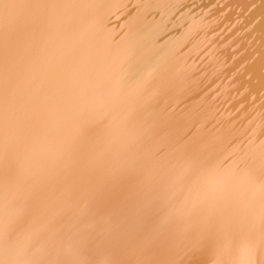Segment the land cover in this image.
Masks as SVG:
<instances>
[{
    "label": "snow or ice",
    "instance_id": "obj_1",
    "mask_svg": "<svg viewBox=\"0 0 264 264\" xmlns=\"http://www.w3.org/2000/svg\"><path fill=\"white\" fill-rule=\"evenodd\" d=\"M93 0H0V264H264V140L223 155L148 119L169 56L102 52Z\"/></svg>",
    "mask_w": 264,
    "mask_h": 264
},
{
    "label": "bare ground",
    "instance_id": "obj_2",
    "mask_svg": "<svg viewBox=\"0 0 264 264\" xmlns=\"http://www.w3.org/2000/svg\"><path fill=\"white\" fill-rule=\"evenodd\" d=\"M93 2L103 5L93 39L98 50L136 34L169 56L165 86L148 119L163 123L173 139L213 141L223 155L259 149L264 140V0ZM5 108L0 83V112ZM184 259L203 264L207 257Z\"/></svg>",
    "mask_w": 264,
    "mask_h": 264
}]
</instances>
